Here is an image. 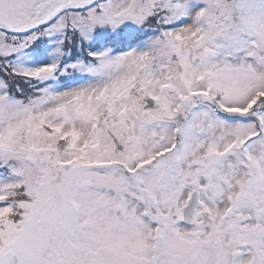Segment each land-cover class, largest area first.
<instances>
[{"label": "snow or ice", "instance_id": "snow-or-ice-1", "mask_svg": "<svg viewBox=\"0 0 264 264\" xmlns=\"http://www.w3.org/2000/svg\"><path fill=\"white\" fill-rule=\"evenodd\" d=\"M0 264H264V0H0Z\"/></svg>", "mask_w": 264, "mask_h": 264}]
</instances>
